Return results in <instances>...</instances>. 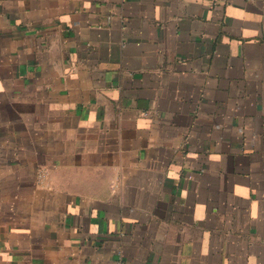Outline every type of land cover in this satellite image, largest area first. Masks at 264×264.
Returning a JSON list of instances; mask_svg holds the SVG:
<instances>
[{
  "label": "crops",
  "instance_id": "crops-1",
  "mask_svg": "<svg viewBox=\"0 0 264 264\" xmlns=\"http://www.w3.org/2000/svg\"><path fill=\"white\" fill-rule=\"evenodd\" d=\"M264 264V0H0V264Z\"/></svg>",
  "mask_w": 264,
  "mask_h": 264
},
{
  "label": "built area",
  "instance_id": "built-area-1",
  "mask_svg": "<svg viewBox=\"0 0 264 264\" xmlns=\"http://www.w3.org/2000/svg\"><path fill=\"white\" fill-rule=\"evenodd\" d=\"M114 264H121L120 262H116V263H114Z\"/></svg>",
  "mask_w": 264,
  "mask_h": 264
}]
</instances>
